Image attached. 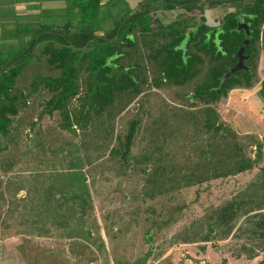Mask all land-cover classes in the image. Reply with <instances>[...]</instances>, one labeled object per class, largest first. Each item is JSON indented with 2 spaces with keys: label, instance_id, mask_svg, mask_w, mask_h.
Segmentation results:
<instances>
[{
  "label": "rangeland",
  "instance_id": "obj_1",
  "mask_svg": "<svg viewBox=\"0 0 264 264\" xmlns=\"http://www.w3.org/2000/svg\"><path fill=\"white\" fill-rule=\"evenodd\" d=\"M125 1L134 7L139 0ZM0 2L3 9L9 0ZM231 3L205 6L203 12L185 11L180 5L155 11L164 23L177 13V18L202 13L206 23L214 24L213 18L231 8ZM120 5L118 0L113 7ZM26 6H15L20 21L33 19L37 13L32 5ZM108 22L104 18L101 24ZM6 40L0 36V42ZM263 41L262 31L251 85L229 89L212 106L218 120L234 132L243 155L252 159L255 141L264 139ZM35 53L16 78V85L27 93L25 102H18L8 132L0 135L4 147L0 151V264H136L144 253L148 255L143 264L264 261V237L258 238L252 230L250 214L264 212V144L260 158L242 171L206 179L199 170L188 180L181 176L196 156L195 144L209 141L201 108L188 97L199 76L181 85L155 86L149 82V67L147 83L121 110L109 116L91 113L83 128L76 122L68 128L58 109H44L51 93L42 84L31 88L35 75L57 73L39 54V44ZM66 107L69 115L76 111L78 97H72ZM130 118H139V125L122 160L107 151ZM143 153H153L159 160ZM157 164L159 180L149 182ZM79 172L84 174L89 200L87 219L80 215V202L68 198L66 192L69 186H77L69 184L70 177L77 178ZM228 200L239 202L240 207L229 232L224 233L217 211ZM248 205L249 212H244ZM53 215L59 222H69L66 227L61 222L67 236H58L63 228L52 224ZM82 217L90 232L86 239L69 233L78 228L74 222ZM205 232L208 235L203 239Z\"/></svg>",
  "mask_w": 264,
  "mask_h": 264
},
{
  "label": "trees",
  "instance_id": "obj_2",
  "mask_svg": "<svg viewBox=\"0 0 264 264\" xmlns=\"http://www.w3.org/2000/svg\"><path fill=\"white\" fill-rule=\"evenodd\" d=\"M117 1L62 0L61 11L54 14L56 20L44 19L49 15L40 6L33 19L23 21L13 8H0V32H4L0 36L8 39L0 42V135L8 132L18 102H25L27 93L16 85V78L36 55L35 47L39 44V54L57 73L35 75L31 88L42 84L51 93L44 109L48 112L58 109L64 126L71 128V123L76 122L83 128L91 113L109 116L121 110L141 92L142 84L147 83L145 73L149 67L152 73L149 82L155 86L181 85L199 76L188 97L195 99V104L201 108L203 127L210 131L209 141L195 144L196 156L189 170L181 176L188 180L187 177L199 170L201 178H215L249 168L260 158L264 139L255 141L254 158L246 157L235 141L234 132L218 120L212 106L229 89L251 85L258 36L264 32V0H139L134 7L119 0L122 5L113 7ZM224 1H231L232 7L214 17V24L206 23L202 13L188 18H177V13L164 23L155 11L180 5L185 11L203 12L205 6ZM104 18L109 20L106 25L101 24ZM239 47H242L243 67L232 70ZM74 96L79 99V108L69 115L66 104ZM138 125L139 118L128 119L125 131L115 135L116 143L109 147L108 154L125 160ZM3 148L0 140V151ZM143 156L159 160L153 153H143ZM159 167L158 164L152 167L149 182L159 180ZM70 178L72 184L69 185L77 186L68 187V198L80 202V215L87 219L85 213L90 206L84 174L79 172L77 178ZM239 207V202L234 200L219 206L217 223L223 225L224 233L229 232ZM249 207L246 206L244 212H249ZM250 214L252 230L258 238L264 237V212L254 210ZM83 217L74 222L78 223V228L69 233H78L86 239L90 232ZM51 222L63 228L59 234L56 232L58 236L68 235L64 226L69 222H59L55 215ZM207 227L206 232H210L211 226ZM206 232L203 239L208 235ZM146 255L148 253L137 259L136 264H143Z\"/></svg>",
  "mask_w": 264,
  "mask_h": 264
},
{
  "label": "crops",
  "instance_id": "obj_3",
  "mask_svg": "<svg viewBox=\"0 0 264 264\" xmlns=\"http://www.w3.org/2000/svg\"><path fill=\"white\" fill-rule=\"evenodd\" d=\"M39 1L43 2L41 9L45 10V13L49 15L48 17H56L53 14L54 11L60 10V8L63 6V2H61L62 0H11V1L9 0L10 3L8 2L4 6L5 8L3 9L13 8L14 11L16 12L17 8L15 6L20 4L22 5V7H27L26 5H32L31 8H33L35 11H38V8H40ZM15 3H19V4H15ZM2 4L4 3L0 2V5ZM20 11L23 12L22 10Z\"/></svg>",
  "mask_w": 264,
  "mask_h": 264
},
{
  "label": "water",
  "instance_id": "obj_4",
  "mask_svg": "<svg viewBox=\"0 0 264 264\" xmlns=\"http://www.w3.org/2000/svg\"><path fill=\"white\" fill-rule=\"evenodd\" d=\"M239 26H241V25L239 24ZM243 27H245L244 24H243ZM244 42H245V40H244ZM241 49H242V47H239L238 50H237L238 58H237V61L234 63V65L231 67L232 70H234V69H236L238 67H243Z\"/></svg>",
  "mask_w": 264,
  "mask_h": 264
},
{
  "label": "flooded vegetation",
  "instance_id": "obj_5",
  "mask_svg": "<svg viewBox=\"0 0 264 264\" xmlns=\"http://www.w3.org/2000/svg\"><path fill=\"white\" fill-rule=\"evenodd\" d=\"M243 56V55H242Z\"/></svg>",
  "mask_w": 264,
  "mask_h": 264
}]
</instances>
